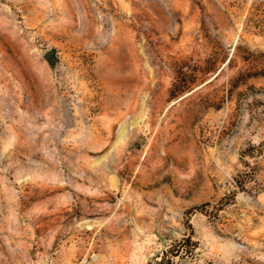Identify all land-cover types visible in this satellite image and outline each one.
Listing matches in <instances>:
<instances>
[{
	"label": "rangeland",
	"instance_id": "1",
	"mask_svg": "<svg viewBox=\"0 0 264 264\" xmlns=\"http://www.w3.org/2000/svg\"><path fill=\"white\" fill-rule=\"evenodd\" d=\"M189 235L173 264H264V0H0V264Z\"/></svg>",
	"mask_w": 264,
	"mask_h": 264
},
{
	"label": "trees",
	"instance_id": "2",
	"mask_svg": "<svg viewBox=\"0 0 264 264\" xmlns=\"http://www.w3.org/2000/svg\"><path fill=\"white\" fill-rule=\"evenodd\" d=\"M197 207H193V209H196ZM196 246V242L194 240H192L191 235L186 236L184 238H182L180 241L175 242L172 247L170 248L171 251V257L168 256L167 258V263L168 264H173V256L175 255H189L192 254V252L194 251V248ZM166 257V252L163 253L162 255V260L165 259ZM161 260V261H162Z\"/></svg>",
	"mask_w": 264,
	"mask_h": 264
},
{
	"label": "water",
	"instance_id": "3",
	"mask_svg": "<svg viewBox=\"0 0 264 264\" xmlns=\"http://www.w3.org/2000/svg\"><path fill=\"white\" fill-rule=\"evenodd\" d=\"M45 56L47 58H49L50 60H54L55 59V55H54V50L53 49H49L45 52ZM145 140V137L143 135H139L137 137V141L134 142L135 146L139 147L140 143L143 142Z\"/></svg>",
	"mask_w": 264,
	"mask_h": 264
}]
</instances>
